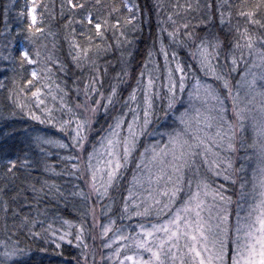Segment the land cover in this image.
<instances>
[{"label":"snow or ice","instance_id":"1","mask_svg":"<svg viewBox=\"0 0 264 264\" xmlns=\"http://www.w3.org/2000/svg\"><path fill=\"white\" fill-rule=\"evenodd\" d=\"M66 5L70 11L78 10L80 14L79 20L70 16L66 26L75 22L84 29L80 33L84 39L81 44L75 39L76 30L72 28V60L77 67L81 66L82 59H89L92 49L112 47L107 43L109 32L115 45L120 46L127 41L125 27L136 30L140 8L135 0H121L120 3L115 0L110 3L66 0ZM205 6L209 17L201 23L211 22L214 9L219 25L233 33L230 47L225 49L218 35L195 36L187 20L174 19L173 13H168L171 30L162 27L159 32L167 33L169 45L164 44L162 35L156 37L160 45L157 54L163 57V64L153 59L151 50L148 52L144 69L123 109L94 140L90 135L94 116L101 107L107 112L114 104L118 91L115 84L105 95L97 87L94 74L84 82L83 89L76 86L74 104L66 100L67 92L57 84L56 88L64 93L59 96V117L42 98L57 99L51 85L44 83L48 77L40 78L39 72L33 69V79L26 81L31 90L19 88V93L35 102L37 111L32 110L33 105L21 102L19 94L17 107L27 109L32 120L47 123L60 134L37 135L32 137L33 141L66 151L68 154L61 159L70 165V174L84 181V187L77 185L70 195L79 197L85 205L80 215L91 218L93 229L99 228L103 248L108 249L107 256H101L106 264H264V0L256 3L240 0L238 4L231 0H208ZM64 7L62 3V16ZM27 14L31 20L28 27L32 29L38 18L36 0H29ZM256 29L262 31L257 34ZM35 31L42 29L36 27ZM172 44L187 47L199 72L212 77L213 82L199 75L190 79L186 68L190 69L191 65H185L176 51H168ZM35 55L40 57V52ZM20 57L29 64L37 63L27 49L21 50ZM150 63L151 69L148 68ZM241 64L243 71L239 70ZM254 68L259 72L253 71ZM98 72L94 67V73ZM233 73L240 77L235 85L231 81ZM34 80H40L43 88L49 91L44 93ZM138 92L142 93V102H138ZM229 100L231 118L226 106ZM246 123L253 135L249 147L257 155L250 188L247 187L249 181L235 176L229 155L237 151V135L245 129ZM17 131L31 134L27 127L23 130L13 128L0 132V138ZM89 141H92L91 150ZM133 160L136 170L126 194L121 197L118 212L113 215L116 202L110 193L118 189L122 171ZM29 163L26 159L0 160V164L6 166V174L13 175L17 164L24 167ZM241 170L243 165L235 171ZM220 177L232 185L239 183V191L233 193L237 198L234 224L231 219L233 194H229L225 184H216L212 179ZM33 191L41 192L43 187H34ZM97 207L105 217L103 223L97 216ZM3 209L7 213V201ZM12 215L20 216V221L18 224L14 221L13 228L5 226L2 230L0 264H41L35 253H45L47 247H36V241L60 248L65 240L72 243L69 237H74L76 246L82 248V264H88L86 220L77 223L61 218L60 227L53 222L45 227L44 220L21 215L16 209L12 210ZM117 219L121 223L117 224ZM25 240L32 243H25Z\"/></svg>","mask_w":264,"mask_h":264},{"label":"trees","instance_id":"2","mask_svg":"<svg viewBox=\"0 0 264 264\" xmlns=\"http://www.w3.org/2000/svg\"><path fill=\"white\" fill-rule=\"evenodd\" d=\"M28 2L29 0H0V84L3 85V87H0V117H2L0 118V132L11 131L13 128L23 130L27 127L31 133L30 135H23L22 132L17 131L11 136L0 138V160L12 158L30 161L29 165L24 167L17 164L14 175L6 174V166L0 164V238H2V230L5 226L13 228L14 221L17 224L20 221V216L13 217V209H16L21 215L28 214L30 217L44 220L45 227L48 222H53L57 227H60L62 225L61 218L77 223L84 219L87 221L85 238L89 245L88 264H105V261H101V256H105L108 249L103 248L99 228L93 229L91 218L80 215L85 210V205L79 197L70 195V193L76 191L77 185L83 188L84 181L78 178L77 175L70 174L72 171L70 165L61 159V157L68 154L66 151L45 145L39 141H33L32 137L37 135L47 137L60 134L51 125L32 120L27 115V109L17 107V95L19 94L21 102L33 105L32 110L37 111L34 107L35 102L19 93V88L25 87L29 91L31 90L26 81L33 79L31 77L33 69L39 72L40 78L48 77L44 80V83L51 85V90L56 94L57 99L53 100L51 96L42 98L46 99L47 106L54 109V115L59 117L60 112L57 111L59 96L64 93L56 88L57 84L67 92L66 100L73 104L77 98L76 86L78 85L83 89L84 82L94 74L98 80L97 87L105 95L111 91V86L115 84L118 91L114 104L109 106L107 112L101 107L94 116L93 128L90 133L94 140L100 135L102 129L108 127V124L112 122V118L123 109L129 93L132 88L136 87L141 70L144 69L148 52L151 50L153 59L161 65L163 64V57L157 54L160 45L156 37L162 35L164 44L169 45L167 33L159 32L162 27L171 30L170 22L167 21L168 13H173L174 19L187 20L195 36L203 37L206 33L218 35V38L223 41L225 49L230 47L229 41L233 33L226 26L219 25L218 16L214 9L211 13V22L201 23V21H207L209 17V11L205 6L208 0H135L140 8V12L137 13L138 23L136 30H133L131 26L125 27L127 41L117 46L111 32H109L107 43L111 44L112 47L99 51L92 49L89 53V59L87 61L82 59L81 66L77 67L72 60L74 54L71 47L73 41L72 28L76 30L75 39L81 44L84 43V39L80 33L84 29L79 23L74 22L70 27L66 26V23L70 16H73L74 20H79V11H70L66 5V0H36L37 23L32 29H29L28 26L31 20L27 14ZM102 2L110 3L112 0H102ZM115 2L120 3L121 0H115ZM231 2L238 4L240 0H231ZM256 2L258 0H248V3ZM62 3L65 4L63 16L61 15ZM188 4H191L192 7L188 8ZM5 9H7V19H5ZM235 11L233 9L234 17ZM21 12H23V15H21ZM257 18L259 19L260 16L258 15ZM233 22L235 23V18ZM241 24H243L242 19ZM36 27L41 28L42 31L36 32ZM251 27L255 29V26ZM256 31L259 34L262 30L256 29ZM121 40L124 41V37H121ZM22 49H27L31 58L36 60L37 63L29 64L22 61L20 57ZM37 51L40 52V57L35 55ZM168 51L170 53L176 51L178 58L185 65H191L190 69L186 68L190 79L193 75H199L202 79L213 82L212 77H205L203 73L199 72L196 61L189 54L187 47L172 44L168 47ZM222 58L223 50L221 51ZM94 67L99 69L98 73H94ZM49 68L50 71H46ZM61 68H63V71H61ZM148 68H152L151 63ZM239 70H244L243 64L240 65ZM253 71L259 72V69L254 68ZM125 72L128 74L124 75ZM239 79L240 77L237 74H232L231 81L233 85ZM34 84H39L43 88V83L40 80H34ZM43 91L47 93L49 89L43 88ZM220 91L223 94V90L220 89ZM240 95L241 97L244 95L242 87ZM80 99H83L82 95ZM138 102H142V93L140 92H138ZM128 103L132 107H136V104L131 101H128ZM226 106L228 116L231 118L230 100L226 102ZM12 113H15V115H12ZM252 142V129L246 123L245 129L238 132L237 135V151L229 154L233 161L235 176L249 181L248 188L251 187L252 169L257 166L255 150L249 147ZM38 144L39 146H37ZM91 144L92 141H89V150H91ZM241 144H243V147ZM41 149H45V151L42 152ZM49 153L51 154L49 155ZM242 165L243 170L235 171L241 169ZM48 168H52L54 171H48ZM135 170L136 165L133 160L122 171L118 189L110 193L116 202L113 215L118 212L121 197L126 194L128 184ZM212 179L215 180L216 184H225L229 189V194L239 191V183L232 185L230 182L224 181L222 177ZM52 185L54 187H51ZM34 187L37 189L43 187V191L34 192ZM57 189H59V192H57ZM4 201L8 202L7 213L3 209ZM236 202V195L233 194L231 219L234 221L236 218ZM97 216L101 223L105 222V217L100 215L99 207H97ZM37 230L39 229L37 228ZM72 231L74 232L75 228ZM93 236L96 238L93 239ZM69 239L72 240V243L65 240L61 242L60 248L36 241V247H47V252L35 253V255L41 259V264H77L78 261L82 264V248L76 246L74 237H69ZM24 242L32 243L31 240H25ZM93 252L95 253L94 258Z\"/></svg>","mask_w":264,"mask_h":264},{"label":"rangeland","instance_id":"3","mask_svg":"<svg viewBox=\"0 0 264 264\" xmlns=\"http://www.w3.org/2000/svg\"><path fill=\"white\" fill-rule=\"evenodd\" d=\"M233 210V209H232ZM232 210H231V212H232ZM232 214V213H231ZM241 215H243V211L241 212ZM232 222H233V224L235 223V221L232 219ZM119 223H121V221L119 222V219H118V222H117V224H119ZM124 223H128V221H124ZM108 252V251H107ZM107 256V253L105 254V257ZM102 261V260H101ZM102 264H104V263H102ZM105 264H106V261H105Z\"/></svg>","mask_w":264,"mask_h":264}]
</instances>
